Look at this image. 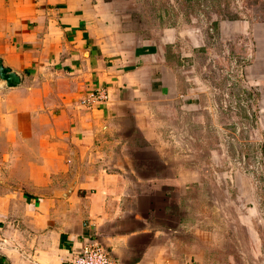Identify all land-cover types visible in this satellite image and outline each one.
I'll use <instances>...</instances> for the list:
<instances>
[{
	"label": "crops",
	"instance_id": "obj_1",
	"mask_svg": "<svg viewBox=\"0 0 264 264\" xmlns=\"http://www.w3.org/2000/svg\"><path fill=\"white\" fill-rule=\"evenodd\" d=\"M165 1L0 0V61L21 78H0V264H70L90 241L116 264H214L185 125L223 88L262 114L264 146V0L213 24H162Z\"/></svg>",
	"mask_w": 264,
	"mask_h": 264
},
{
	"label": "rangeland",
	"instance_id": "obj_2",
	"mask_svg": "<svg viewBox=\"0 0 264 264\" xmlns=\"http://www.w3.org/2000/svg\"><path fill=\"white\" fill-rule=\"evenodd\" d=\"M159 1V10L167 15L170 5ZM241 3L242 0H175L174 12L159 21L167 24L183 20L179 13L184 10L191 15L186 21L213 24L217 17L238 15ZM216 76L219 81L220 74ZM221 89L216 98L213 96L219 112H191L192 122L185 125V134L192 136V150L204 159L208 171L206 230L207 244L213 251L208 260L214 264H264L262 114L243 110L241 104L247 103L240 95L229 97ZM199 202L198 195L193 206Z\"/></svg>",
	"mask_w": 264,
	"mask_h": 264
},
{
	"label": "built area",
	"instance_id": "obj_3",
	"mask_svg": "<svg viewBox=\"0 0 264 264\" xmlns=\"http://www.w3.org/2000/svg\"><path fill=\"white\" fill-rule=\"evenodd\" d=\"M105 88H97L87 97L81 99V103L92 106L108 96ZM70 264H116L109 251L97 241L85 243L81 250L71 260Z\"/></svg>",
	"mask_w": 264,
	"mask_h": 264
},
{
	"label": "water",
	"instance_id": "obj_4",
	"mask_svg": "<svg viewBox=\"0 0 264 264\" xmlns=\"http://www.w3.org/2000/svg\"><path fill=\"white\" fill-rule=\"evenodd\" d=\"M0 78L6 81V84L11 87L21 82L20 76L10 67L3 65L2 61H0Z\"/></svg>",
	"mask_w": 264,
	"mask_h": 264
}]
</instances>
